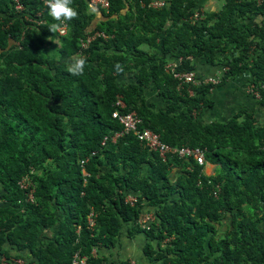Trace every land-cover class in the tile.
I'll return each mask as SVG.
<instances>
[{"label": "trees", "instance_id": "obj_1", "mask_svg": "<svg viewBox=\"0 0 264 264\" xmlns=\"http://www.w3.org/2000/svg\"><path fill=\"white\" fill-rule=\"evenodd\" d=\"M151 1L107 0L94 22L87 0H73L79 15L58 36L43 0H22L20 11L0 0V257L70 264L77 252L85 264H129L102 252L126 224L127 238L146 239L149 262L264 264V120L243 105L227 119L202 118L210 90L238 74L264 105V0H223L195 20L197 0ZM37 11L40 23L26 19ZM94 32L102 35L80 48ZM79 57L85 70L74 76ZM170 60L176 71L199 61L223 73L215 85L179 84L164 70ZM115 107L168 144L201 148L212 174L192 158L162 160L133 133L110 140L122 127ZM23 177L33 200L17 185ZM144 210L153 219L142 229Z\"/></svg>", "mask_w": 264, "mask_h": 264}, {"label": "built area", "instance_id": "obj_2", "mask_svg": "<svg viewBox=\"0 0 264 264\" xmlns=\"http://www.w3.org/2000/svg\"><path fill=\"white\" fill-rule=\"evenodd\" d=\"M92 4H98L100 7L105 8L107 6V0H89ZM10 3L14 10L20 11L23 7L22 0H10ZM162 0H154L151 1L148 6L150 7H158L162 5ZM198 13L195 11L193 13V17H197ZM28 21L34 22L36 24L41 22L40 13L37 11L34 16L26 17ZM58 24H60V28L56 31V34L58 36H63L66 33L67 30V23L66 21H58ZM96 34H99L98 32H94L92 34L85 35L82 39H79V47L84 48L88 41ZM168 68V70L172 71L173 77L178 79V83H191V84H198L203 82V84H215L217 83L218 77H205V78H196L195 74L192 70H184V71H176L173 70L172 64H166L165 66ZM247 89L251 91L254 96H258V93L256 92V89L253 88L252 84H249L247 86ZM190 92V91H189ZM114 104L116 106H122L123 102L119 97L115 98ZM111 117L117 119L122 127L119 130H115L111 133L109 136L110 140H115L116 137L120 136L123 133L131 132L135 135L136 139L141 142L149 151L156 152L157 156L160 157L162 160L165 159L167 156L170 155H176L178 157L182 158H192L197 165H203L204 164V156L203 151L201 148L197 146H188V145H169L162 140H160L159 135L152 130L148 128L139 129L138 124L140 123V119L136 116V113L134 111H125L120 112L118 111V108L115 107L110 112ZM106 141V135L102 137V140L100 141L101 144H103ZM93 151L90 152L92 154ZM86 159H82L79 161L80 164L84 163ZM85 174V173H83ZM17 185L19 188L24 190V194L26 195L28 200H33L32 195V187L28 184V180L23 177L17 181ZM125 201L128 202L129 205H133L137 202L136 195L127 194L125 197ZM153 219L152 214L149 212H143L137 219V224L140 228H146L147 223H149ZM87 222L89 224L92 223L91 217L88 216ZM94 251L93 249L91 250ZM0 264H28L23 258L17 257V258H10L9 260H6L3 257H0ZM70 264H85V257L81 256L80 254L73 253L71 256ZM129 264H134L133 262H130Z\"/></svg>", "mask_w": 264, "mask_h": 264}, {"label": "crops", "instance_id": "obj_3", "mask_svg": "<svg viewBox=\"0 0 264 264\" xmlns=\"http://www.w3.org/2000/svg\"><path fill=\"white\" fill-rule=\"evenodd\" d=\"M197 3H199L198 8L200 10H202V12L204 11H217L222 3L223 0H197ZM95 7V6H94ZM96 12L95 15L92 19V21H96L97 19H99L101 16L98 12V9L95 7ZM174 60H170L167 61L168 63L173 62ZM222 70L220 68H214V67H203L199 61L196 62V67L194 69L195 73L199 76H215V77H220V75L222 74ZM242 74H238L236 76L230 77V79H227L225 81V83H228L230 85V88L232 89L233 87L236 86H243L245 83L242 82L243 80H240L239 78L241 77ZM243 76V75H242ZM244 89V88H243ZM245 90H246V86H245ZM212 90H210L211 92ZM225 91H228L227 89ZM230 99L235 100V96L231 97V92H230ZM222 98V97H221ZM153 99V97H152ZM229 99V101H230ZM220 102V99L218 100ZM224 101L223 103H221V107H219L218 113L217 115L219 116L221 114V109L224 106L228 105L230 106V102ZM233 102V101H232ZM156 105L158 104H162L161 100H157L155 102ZM255 104L252 103L251 105ZM211 110V108L209 109H204L202 110V116H206L207 112ZM215 110V109H214ZM256 111V108L253 109ZM227 111V110H226ZM257 112V111H256ZM210 166H209V170H210ZM205 173L207 174V168H205ZM2 201V199H0V202ZM143 212H147V211H143ZM142 212V213H143ZM126 227L127 225L124 224L121 227V235H120V239H119V243H117L115 246L109 248V249H103L102 252L108 254V256H110L111 258H116V257H122V258H127L130 262H133L134 264H160V262L158 261H151L149 262L143 255L141 252V248L143 246V244L146 242V239L143 237L142 233H136L131 239L127 238V236L125 235V231H126ZM154 246V245H153ZM6 247V246H4ZM10 253H14V251L11 250ZM24 253V252H23ZM13 255V254H12Z\"/></svg>", "mask_w": 264, "mask_h": 264}, {"label": "clouds", "instance_id": "obj_4", "mask_svg": "<svg viewBox=\"0 0 264 264\" xmlns=\"http://www.w3.org/2000/svg\"><path fill=\"white\" fill-rule=\"evenodd\" d=\"M87 2L89 3V6H88V8H89V13L90 14H94L95 12H96V9H95V7L94 6H98V7H100L98 4H92L89 0H87ZM43 3H44V5L48 8V11H49V15L52 17V19L53 20H55V21H70V20H73V19H75V18H77L78 17V15H79V13H78V11L76 10V8L75 7H73L72 5H73V0H43ZM161 6V5H160ZM107 7V6H106ZM106 7L105 8H103V7H100V8H102V9H106ZM151 8H155V7H151ZM197 12L198 13V15H197V17H193V13L194 12ZM202 10H200L199 8H195V9H193L192 10V13H191V18H192V20H195L196 18H198V17H201L202 16ZM60 24H58V23H52V24H50L49 26H48V29L52 32V33H54V32H56L59 28H60ZM100 35H102V33H100V32H98ZM175 61H173V62H170V63H168V62H166L165 64H164V70L165 71H168V68H166L165 66H166V64H172V66H173V63H174ZM85 65H86V58H84V57H79V58H75V59H73V61L71 62V64H70V66H69V68H68V71H69V73H71L72 75H74V76H81V75H83V73H84V70H85ZM114 67H115V69H116V71L118 72V73H120V72H123V66L121 65V64H119V63H116L115 65H114ZM193 71V70H192ZM194 72V71H193ZM222 73H223V70H222ZM194 74H195V72H194ZM221 76V75H220ZM195 77L197 78H202L203 76H197L196 74H195ZM205 77H210V76H205ZM205 77H203V78H205ZM212 77V76H211ZM213 77H215V76H213ZM218 80H220V77L218 78ZM219 82V81H218ZM217 82V83H218ZM201 83H203V82H201ZM217 83H215V84H217ZM199 84V83H198ZM198 84H191L190 83V85H198ZM215 84H213V85H215ZM249 85V83H247V85H245L246 86V90H247V92H249L250 94H251V96H252V98L255 100L254 102H255V104L256 105H260L261 107H264V105H262V104H260L257 100L259 99V94H258V96H254V94L251 92V91H249L248 89H247V86ZM189 91L191 92V90L189 89ZM189 92V93H190ZM257 92V91H256ZM258 93V92H257ZM131 133V132H130ZM135 136V135H134ZM136 138V137H135ZM161 140V139H160ZM164 142V141H163ZM141 143V142H140ZM166 143V142H165ZM168 144V143H167ZM143 145V144H142ZM169 145H171V144H169ZM144 146V145H143ZM145 147V146H144ZM146 148V147H145ZM194 163L195 164H197L195 161H194ZM207 164H208V167L210 166L211 167V169L207 172V174L205 173V168H206V166H207ZM199 166V170H200V172L202 173V174H204V175H210V174H212V172H213V169H214V166L212 165V164H209V163H207L206 162V160L204 159V164L201 166V165H198ZM127 195V194H126ZM129 195V194H128ZM132 195H134V194H132ZM150 213V212H149ZM13 258H17V257H20V256H17V257H15V256H12ZM22 258V257H21Z\"/></svg>", "mask_w": 264, "mask_h": 264}, {"label": "rangeland", "instance_id": "obj_5", "mask_svg": "<svg viewBox=\"0 0 264 264\" xmlns=\"http://www.w3.org/2000/svg\"><path fill=\"white\" fill-rule=\"evenodd\" d=\"M57 44H58V41H56V45ZM239 79L243 80L242 82L244 83L246 76L241 75ZM245 85H247V83H244L243 86L238 85L236 87H233L232 89L230 88V85L228 83L215 86L212 89V91L209 94H207V97L212 100V104H211V110L207 112V115L202 116L203 120L205 122L207 121L210 122L211 120H214V119H217V120L227 119L230 117L231 112L236 110V107L243 105V106L253 108V109L256 108V111H257L255 112L256 115H258L259 118H262L261 121H263L264 120V107H261L260 105L258 106L256 104L251 105L252 103H254L255 100L252 98L251 94L247 92V90H245ZM226 89L228 91H225ZM230 92H231V97L235 96V100L230 99V96H229ZM219 99H220V102L218 101ZM224 101H227V102L229 101L231 104L230 106L228 105V107L224 106L220 111L221 114L218 116L217 113H218L219 107H221L220 104L223 103ZM206 168L208 172L209 171L208 164Z\"/></svg>", "mask_w": 264, "mask_h": 264}]
</instances>
